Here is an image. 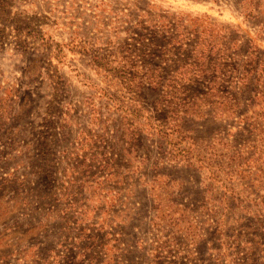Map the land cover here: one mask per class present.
<instances>
[{"label": "rangeland", "instance_id": "obj_1", "mask_svg": "<svg viewBox=\"0 0 264 264\" xmlns=\"http://www.w3.org/2000/svg\"><path fill=\"white\" fill-rule=\"evenodd\" d=\"M0 264H264V0H0Z\"/></svg>", "mask_w": 264, "mask_h": 264}]
</instances>
